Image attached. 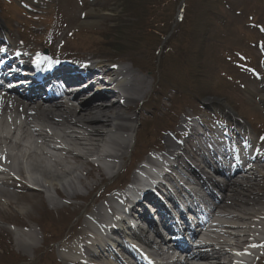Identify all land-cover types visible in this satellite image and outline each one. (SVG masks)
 <instances>
[{
    "label": "rangeland",
    "instance_id": "rangeland-1",
    "mask_svg": "<svg viewBox=\"0 0 264 264\" xmlns=\"http://www.w3.org/2000/svg\"><path fill=\"white\" fill-rule=\"evenodd\" d=\"M162 1L0 0V17L7 21L12 29L9 30L12 39L17 43H20L21 28L24 27L30 45L44 43L43 47H53L58 54L101 57L106 63L114 60L115 65L121 62L145 70L143 72L150 83L144 99L130 112L136 117L139 139L136 146L135 137L132 149L127 151L120 175L113 177L114 173H107L102 179L95 173L96 186L92 188L90 185L87 190L79 185L82 196L74 200L65 196L60 198L55 189H51L54 204L49 203L48 193L43 189L12 190L27 195V199L0 204V237L3 236L0 239V264H9L8 259L13 253L23 259L24 264H38L42 255L47 263L66 264L59 254L62 241L55 243L68 231L67 227L70 225L71 232L76 230L84 220L87 208L100 199L99 195L117 188L126 181L123 179L129 180L137 160L148 155L150 146L163 147L166 134L175 132L184 117L193 116L194 122L205 127L212 123L227 125L230 123L225 117L230 108L235 118L264 145V0H185L183 11L178 5L182 0ZM151 2L162 11V15H153V18L158 17L148 24L146 18L152 14V9L148 8ZM179 12L183 23L176 20ZM207 25H210L211 33L205 41ZM45 27L50 39L45 36ZM157 31L167 33L160 45H156V54L147 55L143 45L149 35ZM62 34L66 35L62 40L55 37ZM168 35L170 42L166 39ZM110 40L119 47L116 45L113 53H106L100 45L102 41ZM140 56L141 63L135 60ZM159 57H167V62L173 60L163 76L161 72L157 75L153 71ZM168 68L177 69L172 74L177 73L181 78L175 74L167 78L165 72ZM169 84L175 88L168 87ZM170 128L172 131H168ZM229 133L234 135L230 129ZM141 134L143 140H140ZM176 138L187 145V140L179 135ZM133 150L135 157L132 156ZM93 165L102 168L100 163H92L84 169L89 171ZM12 228L20 232L33 230L36 233L30 234L36 238H16ZM71 232H66L70 233L69 237ZM197 263L192 261L191 264Z\"/></svg>",
    "mask_w": 264,
    "mask_h": 264
},
{
    "label": "bare ground",
    "instance_id": "bare-ground-1",
    "mask_svg": "<svg viewBox=\"0 0 264 264\" xmlns=\"http://www.w3.org/2000/svg\"><path fill=\"white\" fill-rule=\"evenodd\" d=\"M87 23L90 22L87 21ZM27 48V51L17 53L13 58L22 66L39 70L37 76L39 80H42L43 75L51 70V65H44V67L38 65L37 59L41 53L35 47L27 45ZM17 50L20 51L18 48ZM105 66L103 61L91 65L93 70L89 72L92 73L84 77L91 82L88 86L99 87L95 97L109 104L97 103V106H92L94 96H88L77 106L71 104V101H62V98L47 104L37 102L38 100L28 103L0 91V204L10 203L11 200L19 203L27 199V195L12 191H29L27 185L21 183L18 178L31 180L36 188L48 193L49 203L54 204L51 189H55L60 198L65 196L74 200L82 196L79 185L87 190L90 189V185L92 188L96 186L95 173L100 174L103 179L107 173H114L118 168L119 170L122 168L127 151L132 149L135 137L137 139L139 135V133L136 134V117L130 112L144 99L150 83L143 71L133 66L117 62V68L110 67L103 70ZM97 76L99 80L95 83L94 78ZM106 78H109L110 84L106 83ZM109 85H113L114 90ZM104 86L107 87L106 90H102ZM28 91L23 92L28 93ZM79 95H73L72 99L77 100ZM126 109L130 110L126 111ZM193 119L194 117L189 116L188 121L181 122L182 128H186V131L181 132L184 140L193 141V138L198 135ZM169 137L170 134H166L164 139L167 144L165 149L172 153V156L163 154L167 163L162 161L160 151L163 147L153 146V149H156L153 153L156 157H149L123 185V189H131L128 193L134 194L136 200L142 198V203L133 205L135 210L145 211L146 214L137 211L140 218L146 219L149 211L153 212L151 198L144 192L146 189L154 188L150 187L153 171L151 167L157 164L160 165L159 167L167 165V169L170 170L162 179L171 184L176 182L174 175L177 171L182 168L192 169L190 159L192 160L193 157L190 152L184 150L180 155L173 153L183 150V147L181 142L172 141ZM199 137L205 139L203 135ZM247 144L250 155L248 152H244V155L250 164L248 173L241 176L239 180H231L224 188L214 181V178L204 176L202 167L200 169L195 167L193 173L196 177H200L204 183H210L207 184L209 187L211 185L221 187L224 197L219 199L212 190L211 193L208 192L211 194L210 197L218 201L217 210L213 212L216 220L209 226L203 225L204 230L210 235H205L206 241H200L206 246L208 244L209 250L202 249L205 246L198 243L199 249L193 252L186 264H191L192 261H198L199 264H241L242 261H236V250L264 248V145L258 140ZM201 147L209 149L208 146ZM174 148L175 150L172 151ZM225 152L228 156L232 154L228 149ZM133 154L135 157V150L132 151V156ZM213 154V152L210 153L211 156ZM200 161L207 166L204 154ZM92 163H100L104 167L93 165L91 170L86 171L84 167L92 166ZM216 172L220 173V171ZM91 179L93 181L89 183ZM191 196L195 197L194 200L197 202L198 198L195 194L191 193ZM128 198L127 194L124 195L121 191L110 192L95 200L93 205L87 208V214L80 222V226L74 230L75 233L70 237L71 239L59 249L67 264H90L89 260L93 264H126L120 257L112 254L109 246L111 239L108 235L111 232L117 233L119 236L116 239L123 243V247H125V240L120 236L127 234L125 238L130 241L125 225L119 224L114 230L111 227L113 223L118 224L119 218L115 215L118 206L121 209L119 210L120 219L128 217L132 202V200L128 201ZM127 205L128 210H126ZM159 212L164 211L159 210ZM133 215L137 217V213ZM165 216L166 214L163 213V217ZM207 216L209 217L208 214L203 217L207 218ZM12 229L16 238L21 236L36 238V235H31L35 233L33 230L20 232L16 228ZM146 237L149 238V235ZM0 239H3V236ZM143 241L148 243L147 238ZM96 247L102 248L105 252L93 251ZM136 252L138 256L135 257V262L137 263L133 261V264L149 262L147 257L150 255L141 251ZM156 252H159V248ZM106 253L109 256L112 254V258L106 257ZM253 255L255 264H261L262 255L255 252ZM152 259L154 264H162L158 257L152 256ZM175 263L176 260H172L168 264Z\"/></svg>",
    "mask_w": 264,
    "mask_h": 264
},
{
    "label": "trees",
    "instance_id": "trees-1",
    "mask_svg": "<svg viewBox=\"0 0 264 264\" xmlns=\"http://www.w3.org/2000/svg\"><path fill=\"white\" fill-rule=\"evenodd\" d=\"M152 6H153V3L151 2V3L149 4V7H148V8H151V9H152V8H153ZM150 11H152V10H150ZM208 29H209V28L206 27V30H205V32H204L205 41H207V39H208ZM164 36H165V33H161V34H160V39H164V38H165ZM198 69H201V68L198 67ZM206 78H208V77H206Z\"/></svg>",
    "mask_w": 264,
    "mask_h": 264
}]
</instances>
